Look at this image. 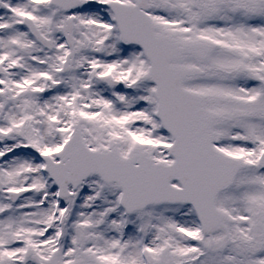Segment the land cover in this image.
I'll use <instances>...</instances> for the list:
<instances>
[{
    "label": "snow or ice",
    "instance_id": "snow-or-ice-1",
    "mask_svg": "<svg viewBox=\"0 0 264 264\" xmlns=\"http://www.w3.org/2000/svg\"><path fill=\"white\" fill-rule=\"evenodd\" d=\"M0 264H264V0H0Z\"/></svg>",
    "mask_w": 264,
    "mask_h": 264
}]
</instances>
